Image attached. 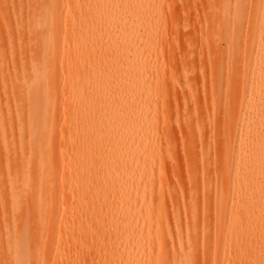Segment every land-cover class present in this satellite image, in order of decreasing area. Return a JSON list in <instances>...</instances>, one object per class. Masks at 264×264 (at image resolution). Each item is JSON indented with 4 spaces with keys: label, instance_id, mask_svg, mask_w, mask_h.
<instances>
[{
    "label": "bare ground",
    "instance_id": "1",
    "mask_svg": "<svg viewBox=\"0 0 264 264\" xmlns=\"http://www.w3.org/2000/svg\"><path fill=\"white\" fill-rule=\"evenodd\" d=\"M50 2L45 41L56 44L68 26L58 19L59 0H38L31 14L19 11L17 28L29 17L40 27ZM73 2L70 48L64 40L42 50L43 75L33 73L42 57H20L31 80L15 78L0 89L4 115L12 96L15 129L35 159L25 179H15L14 168L0 170V264H264V68L254 52L257 44L264 56V0H247V11L234 3L235 25L249 24L242 42L225 23L216 26L229 35L228 50L212 68L221 78L211 82L203 113L186 107L196 97L186 72L181 80L174 67L170 77L159 67L166 63L157 37L162 0ZM213 34L206 45L215 59L221 55ZM41 40L34 33L32 46ZM58 64L68 78L64 130L72 141L55 161L54 136L45 128L55 121L57 102L45 95L57 87ZM169 88L178 102L169 103ZM4 132L0 124V139ZM3 141L0 157L11 161ZM178 153L188 155L186 190L164 169L178 166ZM59 178L60 207L45 210ZM53 232L55 251L46 239Z\"/></svg>",
    "mask_w": 264,
    "mask_h": 264
},
{
    "label": "rangeland",
    "instance_id": "2",
    "mask_svg": "<svg viewBox=\"0 0 264 264\" xmlns=\"http://www.w3.org/2000/svg\"><path fill=\"white\" fill-rule=\"evenodd\" d=\"M237 1L240 2L239 5H241L242 9L244 11H247V0H162V18L160 19V23H158L159 26L157 37L159 45L164 49V60L166 61V63L163 60L165 64L159 63V67L162 71H164L165 74H168L166 75L167 77H170V74L174 67L172 73H174V75L180 73L181 75H177H179L181 80L185 78V76L182 75V71L186 72L185 75L189 79L187 80L190 83L192 92L194 96L197 97H195V99L193 100V104L191 102L186 106L188 109H191V111L194 109L198 110L200 108L199 110L203 113L202 107H205L209 103V88L211 82L215 83L216 81L220 80L218 78H221V75L219 73V76L216 73H212V68L217 67L219 64L218 62H221L222 55L224 56L227 53L226 50L228 49L226 48L228 47H226V43H228L227 41L229 40V35L236 36V38L239 40H237V42L240 43L249 34V24H247V22L244 21L240 23L237 27V25H235L232 19L231 12L233 10L234 3H236ZM68 4H70L71 6L75 5L73 0H59V5L57 7L58 19L61 23L68 19V26H66L65 29L62 28V30L60 31L56 40V44H48L45 41L47 37L46 31L53 22V18L51 15V2L48 3V6L45 7L46 20L40 27L31 24L32 18L29 17L27 21L23 23L22 28H17V26L19 25L16 16L17 13L19 11H24L27 14H31V8L35 7V5H38V0H0V89L2 88V85H7L11 82H16L15 78H17L18 80H25L26 82H29L31 80V67L26 64H23L24 67L21 68L22 62H20L19 60L20 57H26L32 60L37 57H42L41 63L36 67V69H34L33 73L43 75L45 74L48 67V57L46 56V53H43V51L45 52L46 48H52L56 45L60 46V44H62L64 40H66L68 43L67 48H70V41L76 29L74 27L73 30L70 26V19L73 18V13H71L67 9ZM220 14L221 17H223L221 19L222 22L219 20V18H221ZM263 19L260 21V26H262V23L264 22ZM219 23H225V26L228 29V33H233V31L235 33H229V35L227 33L225 35V33L223 32L222 35V30L220 31L219 28L217 29L218 26L222 25ZM216 29L217 35L216 33H211L214 32L213 30L216 31ZM259 29H261V27ZM37 32H39L41 35V43H34V45L32 46V35ZM212 34L216 36V43L214 44L217 46L216 49H218L217 51H220L221 55V57L215 59L211 55V48H208V46L211 44L210 37H212ZM218 34L222 35V37ZM259 34L260 32H258L257 34L258 37ZM207 35L209 37H207ZM207 42H209L210 44ZM206 44H208V46ZM261 47H263L264 49V45ZM207 50L208 52H210L207 53ZM258 50V45L255 44L254 52H257L256 60L259 65L264 68V56L261 52L258 53ZM233 56L236 57L237 53L235 54L234 52V54L231 55L232 60L235 59ZM9 57H11V59ZM6 59L10 60L9 65H4ZM1 68L3 69L1 70ZM55 69L57 87L54 92L45 95V97L53 98L57 102L55 105V121L52 125H49L45 128V132L53 133L55 151L53 159L57 161V159H59L62 155V150L65 148L67 143L72 140L68 138V132L64 130V126L68 123L67 121L69 119V115L67 114V112L65 113L63 111V107L65 106L67 100L66 86L68 78L66 75V69L64 67H60L59 64L56 65ZM251 76L252 69L250 68L243 80H247ZM169 89H167L169 93L166 94V98L169 99L170 97V99L168 100L169 103H172L171 101L178 102L179 94L177 95L175 90L171 88ZM168 95L170 96L168 97ZM174 97L175 100L173 99ZM12 101L13 97L11 96L9 104L7 105V115H4V108L0 104V124L3 125V130H5L3 136H1V139H4V145L1 146L9 148V156L12 157L11 161L8 160L7 162H5L0 157V170L6 171L7 168H14L17 170L18 173H16L13 177H15V179L20 180L25 179L27 177H31L29 176V174H27V171L30 167H33V165H35V159H33L31 156L29 141L24 138L22 140V138L19 137L20 134H18L15 129V125L18 121L16 119V112H14L12 108L15 103L14 101ZM22 119L25 120L24 117ZM115 124L116 122L114 120L110 118L107 119L108 129H115ZM203 125L205 129H211L210 127H207V124L205 122ZM247 129L248 132L251 131V128L249 126ZM45 143L46 142H43L40 147H43ZM177 156V158L180 160L179 164L182 165L178 164V168L171 167L164 169L166 171V176H169L170 179L174 176L177 177L182 183L184 189L186 190L185 176L190 169L184 168L185 166L183 165V161H185V157L188 155L184 156L183 154L178 153ZM189 156L191 158L193 157L191 155ZM106 157L108 158V160H110L109 155H106ZM60 167L62 168V166ZM56 173L59 176V173ZM61 183L62 181L59 178L57 185L55 186L56 194L54 195L52 201L46 206L45 210H51L52 208L60 207V197L58 194L62 187ZM45 210L42 212V214L46 213ZM59 227V222H57L54 228L55 231L58 230ZM46 239L48 240L47 243L48 245H50L51 251H55L57 239L55 233L53 232L50 235H46ZM262 255L264 254H261V256ZM262 257L264 258V256ZM232 264H234V261L232 262ZM246 264H249V262H247Z\"/></svg>",
    "mask_w": 264,
    "mask_h": 264
}]
</instances>
